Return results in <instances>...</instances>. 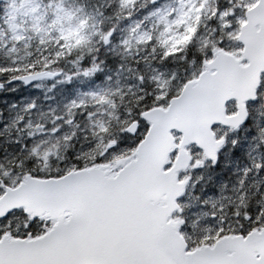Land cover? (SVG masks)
Wrapping results in <instances>:
<instances>
[{"label":"snow or ice","instance_id":"1","mask_svg":"<svg viewBox=\"0 0 264 264\" xmlns=\"http://www.w3.org/2000/svg\"><path fill=\"white\" fill-rule=\"evenodd\" d=\"M9 9L0 264H264V0Z\"/></svg>","mask_w":264,"mask_h":264},{"label":"rangeland","instance_id":"2","mask_svg":"<svg viewBox=\"0 0 264 264\" xmlns=\"http://www.w3.org/2000/svg\"><path fill=\"white\" fill-rule=\"evenodd\" d=\"M0 4V8L4 7L1 11V13H5L9 11V5L11 4V0H3ZM67 2L72 3L74 5H80L83 3H87L89 6V10L91 11L95 7L103 6V4L106 2V0H67ZM108 22V21H106ZM68 39H78L79 33L78 32H69L67 33ZM25 50L20 49L17 53L14 55H9L6 53V49L0 48V64H7L11 60L15 59L16 61L20 60V57H25ZM53 81L51 80H43L40 82H37L35 86H23L17 85L14 83L12 85H9L8 88H16L15 91H9L8 88H5L3 91H0V109L7 110V106L11 103H19L24 98L27 99L31 96H38L40 97L41 102H43L44 96L55 94L59 98L61 94L64 92L66 88H72V89H78L82 87H86L85 84H81L79 81L74 82L72 85H56L55 89H53V92L50 93L49 89L53 88Z\"/></svg>","mask_w":264,"mask_h":264},{"label":"trees","instance_id":"3","mask_svg":"<svg viewBox=\"0 0 264 264\" xmlns=\"http://www.w3.org/2000/svg\"><path fill=\"white\" fill-rule=\"evenodd\" d=\"M83 1H86V2H87V0H83ZM2 2H4V1H3V0H0V4H1ZM3 8H4V7L0 8V13H1V11H2ZM31 51H32V49H29L28 51L25 52V58L28 56V53L31 52Z\"/></svg>","mask_w":264,"mask_h":264},{"label":"water","instance_id":"4","mask_svg":"<svg viewBox=\"0 0 264 264\" xmlns=\"http://www.w3.org/2000/svg\"><path fill=\"white\" fill-rule=\"evenodd\" d=\"M40 81H42V80H40ZM37 82H39V81H37ZM30 86V85H29Z\"/></svg>","mask_w":264,"mask_h":264}]
</instances>
